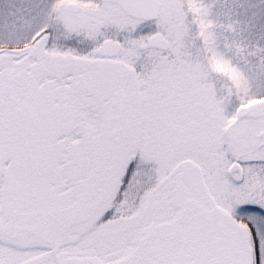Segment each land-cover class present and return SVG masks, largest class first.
<instances>
[{
	"label": "snow or ice",
	"instance_id": "snow-or-ice-1",
	"mask_svg": "<svg viewBox=\"0 0 264 264\" xmlns=\"http://www.w3.org/2000/svg\"><path fill=\"white\" fill-rule=\"evenodd\" d=\"M0 264H264V0H0Z\"/></svg>",
	"mask_w": 264,
	"mask_h": 264
}]
</instances>
